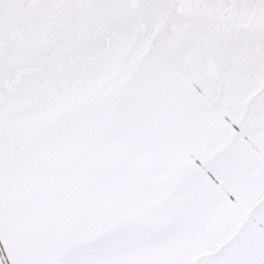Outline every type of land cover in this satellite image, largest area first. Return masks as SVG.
Returning a JSON list of instances; mask_svg holds the SVG:
<instances>
[{"label":"snow or ice","instance_id":"obj_1","mask_svg":"<svg viewBox=\"0 0 264 264\" xmlns=\"http://www.w3.org/2000/svg\"><path fill=\"white\" fill-rule=\"evenodd\" d=\"M0 264H264V0H0Z\"/></svg>","mask_w":264,"mask_h":264}]
</instances>
